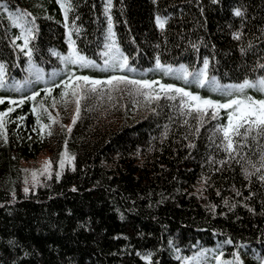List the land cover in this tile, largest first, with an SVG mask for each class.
Here are the masks:
<instances>
[{"label": "trees", "instance_id": "obj_1", "mask_svg": "<svg viewBox=\"0 0 264 264\" xmlns=\"http://www.w3.org/2000/svg\"><path fill=\"white\" fill-rule=\"evenodd\" d=\"M52 1L0 0V112L14 109L0 134V264H264V137H233L229 153L221 128L231 109L200 116L160 90L264 99L255 89L224 94L264 78V0H111L107 15L108 0H69L67 19ZM25 13L27 47L13 26ZM105 53L133 71H102ZM74 55L96 66L64 59ZM205 60L220 88L195 83ZM113 75L153 83L72 94L78 76ZM65 151L75 159L57 178ZM42 153L52 172L24 192L19 162Z\"/></svg>", "mask_w": 264, "mask_h": 264}, {"label": "snow or ice", "instance_id": "obj_2", "mask_svg": "<svg viewBox=\"0 0 264 264\" xmlns=\"http://www.w3.org/2000/svg\"><path fill=\"white\" fill-rule=\"evenodd\" d=\"M57 4L60 6L62 12L64 13L65 19L68 17V13L72 10V6L69 3V0H56ZM111 6V0H108V8H106V15L108 11L110 10ZM243 13L240 10L235 11L236 16H241ZM28 14L25 13L23 15H18L16 18V22L13 23L14 27H18L21 30V35L17 37V39L23 37L25 47H27L28 44V36L32 32V28L28 25L31 23H34V21H26L24 20V16H27ZM109 19V34L111 35V16H108ZM157 26L160 28H163L166 21L164 19H161L157 17L156 20ZM233 39L240 40L241 36L239 33H235L233 35ZM71 48V45H70ZM23 51V49H21ZM119 51L118 49L116 50ZM29 56H31V53H28ZM106 56L109 58L104 61L105 67L101 69L102 71H116L117 68L119 71L123 72L125 69H128L129 71H133V69L128 68V59L127 57L121 56L119 59H117L115 56L110 55V53H105ZM65 60H67L69 63L76 64L78 63L81 67H95L96 65L91 61L87 60L85 57L80 55H74L65 57ZM157 67H160L159 61L157 62ZM208 67V61H204V69H201L200 72L194 74V81L197 84L198 87H205L206 83H211L215 86V88H220L221 86L217 84L215 78H211L209 81V78L206 75V69ZM261 67H264V65H261ZM181 69H184V66L181 65ZM172 69L168 68L166 69V72H171ZM3 72V65H0V73ZM188 75L187 70L184 69V75L183 79L185 83L188 82ZM77 83H75V87L73 90V96L77 95V90L84 91V85H90L91 87L88 88V91L95 92L101 84H107V85H113L114 83L116 85L119 84H129L132 86L137 87V91L139 92L140 89L144 88H150L153 82H149L147 80H137V79H129L127 76H118L113 75L109 77L107 80L101 81V80H95L90 79L88 76H78L75 78ZM79 81H83V84L78 83ZM159 83V82H154ZM4 81L2 75H0V87H3ZM70 85L66 84V87H69ZM226 91L224 92L225 95L231 96L233 92L238 93H244L245 89H255L256 91L260 93H264V78H261L255 82H250L249 80H245L243 83L238 85H230L225 86ZM161 92L168 93V92H174L179 94L181 97L186 98L187 104L189 106V112L195 111L198 115L203 116L207 115V110L212 109L211 116L213 119L217 118V113L219 109H231V111L227 114V124L226 126H223L221 128V131L223 132L224 140L226 141V150L231 153L234 148V141L233 137H241L245 140L248 139L249 135L252 132L256 133V136L264 137V99H254L252 96L243 95L241 98H231L228 99L225 103H219L214 102L210 99H203L199 95H194L191 92L186 91L183 88L175 87L174 85H160ZM46 92L50 93V89H46ZM143 94V93H141ZM36 95L38 93H34L29 99H35ZM67 95L66 92L61 93V96ZM83 98V97H81ZM146 99H160L159 95L151 96L149 97L147 94H145ZM172 98V97H168ZM4 101L0 99V104H3ZM10 103H14V101H11ZM22 103V101H21ZM76 116L73 117V123H75L76 119L79 116V110H80V101L79 99L76 100ZM184 106V102H182L181 107ZM14 109L9 108L7 112H0V134L3 133L5 121L4 117L8 116V114L13 111ZM35 112V109H33ZM23 119V117H21ZM39 122V121H38ZM68 131H71V127H69ZM51 133L49 132V135ZM6 138V136H5ZM255 139V137H253ZM243 147V145H241ZM75 159V157L70 156L66 151L62 153L61 160H60V167L63 168L65 163L71 164L72 161ZM261 166L264 167V154L261 155ZM51 167L50 162L45 163V171H48V169ZM74 170V169H73ZM260 169L257 168V171ZM33 176H35V173H33ZM57 178H59V173L57 174ZM262 181H264V176L260 178ZM28 189H25V192H27ZM227 204V201H225ZM232 264V262H230ZM235 264H241L239 257H236Z\"/></svg>", "mask_w": 264, "mask_h": 264}, {"label": "rangeland", "instance_id": "obj_3", "mask_svg": "<svg viewBox=\"0 0 264 264\" xmlns=\"http://www.w3.org/2000/svg\"><path fill=\"white\" fill-rule=\"evenodd\" d=\"M42 5L48 8L50 5L51 6L53 5V1L42 0ZM44 6H40V7H44ZM46 162H50L47 153L40 154L33 161L19 162L22 170V190H24V192L26 188L28 189V191L30 189L35 188L38 184H40L43 181V179H45L51 174L52 166L48 169V171H45ZM66 166L71 168L72 163L71 164L65 163L63 168H65ZM63 168H61L59 164L56 172L57 173L60 172ZM33 173H35V176H33Z\"/></svg>", "mask_w": 264, "mask_h": 264}]
</instances>
